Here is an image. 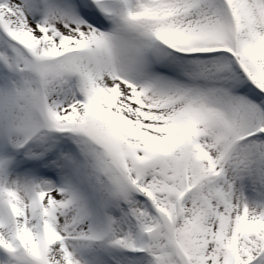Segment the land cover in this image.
Wrapping results in <instances>:
<instances>
[{
	"label": "snow or ice",
	"instance_id": "1",
	"mask_svg": "<svg viewBox=\"0 0 264 264\" xmlns=\"http://www.w3.org/2000/svg\"><path fill=\"white\" fill-rule=\"evenodd\" d=\"M0 264H264V0H0Z\"/></svg>",
	"mask_w": 264,
	"mask_h": 264
}]
</instances>
